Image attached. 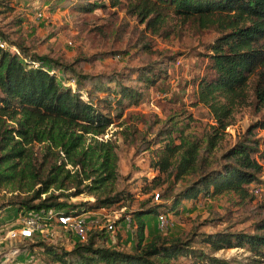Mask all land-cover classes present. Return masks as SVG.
<instances>
[{
	"label": "trees",
	"instance_id": "1",
	"mask_svg": "<svg viewBox=\"0 0 264 264\" xmlns=\"http://www.w3.org/2000/svg\"><path fill=\"white\" fill-rule=\"evenodd\" d=\"M65 2L81 12L124 7L153 34L167 32L173 21L215 32L194 103L205 104L215 124L199 136L188 131L191 121L180 114L164 121L131 113L123 118L126 109L138 105L167 76L166 69L154 62L129 73L85 71L83 59L66 63L37 53L35 33L25 36L24 17H13L0 26V40L7 44L0 45V210L12 206L21 215L54 210L80 216L118 205L127 209L122 220L129 214L137 224V244L133 252L108 245L106 228L100 225L89 231L87 240L69 244L36 233L24 238L22 247L8 249L0 264L14 260L23 249L36 254L38 264H178L189 257L206 264H264V218L253 231H231L228 226L149 240L144 220L179 214L186 201L226 193L245 199L253 187H264V135L257 132L264 131V0ZM14 10L10 0H0V16ZM60 74L66 81H60ZM247 105L259 119L219 153L235 109ZM116 118L122 119L124 141L139 153H149L155 175L143 178L142 190L159 194L154 202L137 200L122 183L119 144L113 134L104 139ZM83 193L93 201L68 200ZM225 248H243L249 253L247 262L216 256Z\"/></svg>",
	"mask_w": 264,
	"mask_h": 264
},
{
	"label": "rangeland",
	"instance_id": "2",
	"mask_svg": "<svg viewBox=\"0 0 264 264\" xmlns=\"http://www.w3.org/2000/svg\"><path fill=\"white\" fill-rule=\"evenodd\" d=\"M14 11H7L0 16V26H4L13 17H24L22 31L25 36L34 32L35 50L41 55H49L66 63L81 61L85 71L91 73L116 74L129 73L133 69L143 68L156 63L168 71L166 77L157 80L145 94L138 105L125 110L123 118L142 114L149 120L157 118L163 121L169 116L180 114L184 121H191L188 131L202 136L206 129L215 124L209 108L205 104L194 105L196 101L197 81L204 75L208 64L207 45L215 37V32L200 30L196 26L179 21L169 23L167 32L153 34L145 30L135 16L128 14L124 7L98 8L93 12L75 10L65 0H10ZM62 1V2H61ZM107 1V0H103ZM43 11L45 17H39ZM60 81L66 77L59 75ZM115 114V112H113ZM191 115V119L186 118ZM253 106H239L230 118L225 136L219 145V153L235 143L252 123L259 119ZM122 119L116 118L104 139L112 136L119 144L120 172L124 177L122 183L135 193L137 200L150 198L156 201L153 193H143V178L155 175L149 163V153L136 151L135 147L124 141L119 132ZM159 124L155 125L157 130ZM143 129L144 125L139 124ZM259 136L264 131H258ZM264 164V160H262ZM71 167V166H69ZM264 179V172L262 174ZM264 189V187H263ZM253 192V191H252ZM71 203L93 201L85 193L69 196ZM136 207V206H135ZM179 214H170L171 223L162 229L157 216L145 217L146 236L155 235L190 237L191 233H203L221 230L229 226L231 231H253L256 221L264 218V190L242 199L234 193L205 199L197 202L186 201ZM127 212L118 205L111 209H99L83 215L89 231L108 221L114 222L115 230L107 233V244L112 247L135 251L137 244V224L128 225L123 219ZM22 215L12 206L0 210V263L6 259V251L13 246L22 247L24 238L9 240L8 232L20 223ZM216 218H219L216 220ZM54 222L47 225L42 233L47 240L55 243H71L77 240L76 233ZM63 243V244H64ZM199 247L197 241L193 243ZM249 255L243 248L223 249L216 256L231 260L247 262ZM37 255L28 250H21L14 260L5 264H38ZM178 264H206L195 262L192 258H182Z\"/></svg>",
	"mask_w": 264,
	"mask_h": 264
},
{
	"label": "built area",
	"instance_id": "3",
	"mask_svg": "<svg viewBox=\"0 0 264 264\" xmlns=\"http://www.w3.org/2000/svg\"><path fill=\"white\" fill-rule=\"evenodd\" d=\"M38 16L45 17V14L43 11H40ZM0 45L4 48L7 46V44L2 40H0ZM262 190L263 188L261 187H253L252 189V191L256 194L260 193ZM158 197L159 194L156 195V199H158ZM83 215L73 216L67 213L57 214L54 210H50L48 213L42 211L40 213L22 215L19 225L10 230L7 237L9 240H14L16 238H31L36 233L42 234L48 224L53 225V223L56 222L60 225H64L66 228L73 230L76 233L79 241H85L88 238L89 229L85 224V219L82 217ZM124 221L130 225L132 223L131 215L128 214ZM158 222L162 229H167L171 223V217L168 215H159ZM104 226L106 228V233L115 230V225L112 221H108V223Z\"/></svg>",
	"mask_w": 264,
	"mask_h": 264
}]
</instances>
